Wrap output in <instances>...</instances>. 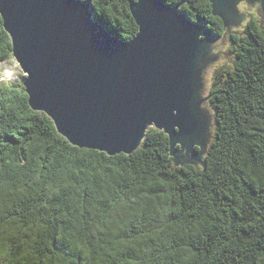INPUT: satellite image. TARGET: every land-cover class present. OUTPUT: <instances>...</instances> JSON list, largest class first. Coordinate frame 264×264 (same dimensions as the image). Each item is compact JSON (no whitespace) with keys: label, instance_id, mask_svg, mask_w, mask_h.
<instances>
[{"label":"trees","instance_id":"trees-1","mask_svg":"<svg viewBox=\"0 0 264 264\" xmlns=\"http://www.w3.org/2000/svg\"><path fill=\"white\" fill-rule=\"evenodd\" d=\"M82 1L120 40L138 34L137 0ZM185 9L222 37L210 1ZM9 38L0 63L13 58ZM232 51L209 93L206 167L175 166L155 128L131 155L75 147L23 86L0 85V264H264V29L251 21Z\"/></svg>","mask_w":264,"mask_h":264},{"label":"water","instance_id":"water-1","mask_svg":"<svg viewBox=\"0 0 264 264\" xmlns=\"http://www.w3.org/2000/svg\"><path fill=\"white\" fill-rule=\"evenodd\" d=\"M189 1L131 2L139 31L124 42L82 0H0L32 110L46 114L58 134L81 149L131 155L155 128L168 136L175 166L206 167L201 157L208 153L212 126L200 106L212 96L200 99V75L219 54L209 55L215 36L209 27L176 21L174 13ZM209 1L225 27L240 25L242 17L234 20L229 3L221 0L218 8ZM176 106L191 148L177 138L180 125L166 119Z\"/></svg>","mask_w":264,"mask_h":264},{"label":"rangeland","instance_id":"rangeland-1","mask_svg":"<svg viewBox=\"0 0 264 264\" xmlns=\"http://www.w3.org/2000/svg\"><path fill=\"white\" fill-rule=\"evenodd\" d=\"M263 2L264 0H240L239 4H237L236 8L233 10L235 16L234 20H237L242 17V22L240 23V25H229V28L225 27L224 34L221 38L216 36L213 37V42L211 44V51H209V55L211 57H215L219 54V56L216 61L211 64H207V66H205L204 70L202 71V75H200L202 79V88L199 90L201 100L209 98V93L214 89L216 71L218 69L231 66L235 61V55L232 51V36H244L247 32V26L251 21H256L259 26L264 29ZM241 6H243V10H241ZM26 78L27 76L24 74L21 67L14 58L6 62L0 63V85H4L6 87H20L23 86V83ZM200 109L204 110V112L207 115H210L211 118L212 131L210 133V137L212 139H210L209 142L210 146L213 140L215 130V120L210 99L202 102ZM197 153L199 152L197 151ZM207 154L208 153L201 157V161L203 163ZM196 166L202 167L203 165L202 163L198 162Z\"/></svg>","mask_w":264,"mask_h":264},{"label":"snow or ice","instance_id":"snow-or-ice-1","mask_svg":"<svg viewBox=\"0 0 264 264\" xmlns=\"http://www.w3.org/2000/svg\"><path fill=\"white\" fill-rule=\"evenodd\" d=\"M217 7L219 8L221 6V0H215ZM225 3H229L230 6L235 9L237 4H239L240 0H224ZM205 4L209 3V0H204ZM137 7H141V3L137 4ZM187 9L181 12H175V18L176 21L179 23L187 24L190 20V15H186ZM6 15H0V25L4 23ZM8 36V33L5 31L3 27H0V49L5 47L6 45L3 43L2 37ZM13 44V40L9 38L7 40V46H11ZM166 119L171 121L173 125H180L179 129L177 131L180 133V135L177 137L180 142L186 147L191 148V144L187 141V139L184 137V128H185V116L183 111L180 109L179 106L175 107V112H173L171 109L168 110ZM60 139H64V137H60ZM203 170V169H201ZM161 186H166V181H160L159 182ZM153 187H156V185H153ZM110 198V197H109ZM2 251H0V255H2Z\"/></svg>","mask_w":264,"mask_h":264},{"label":"clouds","instance_id":"clouds-1","mask_svg":"<svg viewBox=\"0 0 264 264\" xmlns=\"http://www.w3.org/2000/svg\"><path fill=\"white\" fill-rule=\"evenodd\" d=\"M241 10H243V6H241Z\"/></svg>","mask_w":264,"mask_h":264},{"label":"flooded vegetation","instance_id":"flooded-vegetation-1","mask_svg":"<svg viewBox=\"0 0 264 264\" xmlns=\"http://www.w3.org/2000/svg\"><path fill=\"white\" fill-rule=\"evenodd\" d=\"M198 152H200V149H197Z\"/></svg>","mask_w":264,"mask_h":264},{"label":"bare ground","instance_id":"bare-ground-1","mask_svg":"<svg viewBox=\"0 0 264 264\" xmlns=\"http://www.w3.org/2000/svg\"><path fill=\"white\" fill-rule=\"evenodd\" d=\"M9 75H10V73H9Z\"/></svg>","mask_w":264,"mask_h":264}]
</instances>
